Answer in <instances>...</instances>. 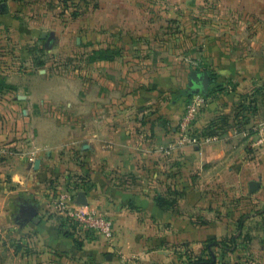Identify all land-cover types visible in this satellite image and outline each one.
<instances>
[{"label":"crops","instance_id":"0c3cea01","mask_svg":"<svg viewBox=\"0 0 264 264\" xmlns=\"http://www.w3.org/2000/svg\"><path fill=\"white\" fill-rule=\"evenodd\" d=\"M72 1L77 40L85 33L91 47L89 63L79 56L70 70L52 64L57 34L48 44L42 36L60 0H0V264H124L133 255L205 264L190 257L204 253L230 264L250 244L225 250L220 241L250 222L264 227V148L245 134L264 123V34H250L215 71L197 68L210 85L192 129L215 135L180 144L190 72L179 93L175 65L140 43L149 0ZM227 1L264 14V0ZM61 190L77 208L111 216L113 239L65 226L52 204ZM158 196L176 202L160 207Z\"/></svg>","mask_w":264,"mask_h":264},{"label":"rangeland","instance_id":"374dc122","mask_svg":"<svg viewBox=\"0 0 264 264\" xmlns=\"http://www.w3.org/2000/svg\"><path fill=\"white\" fill-rule=\"evenodd\" d=\"M50 10L51 13L56 12L60 15L58 21L45 26L47 33L57 34L55 54L50 53L52 64L67 66L70 70L77 69V65L81 63L79 56H82L88 64V55L84 53H89L91 47L89 36L80 33V39L77 40L79 34L76 21L77 4L75 5L72 0H60V5L51 7ZM253 10L255 9L232 7L227 0H189L182 4L149 0L145 4L146 23L142 29L144 34H141L143 37L140 43L152 49L159 59L172 66L175 65L171 71L177 76L180 93L185 90L186 75L192 69L203 68L215 71L223 55H241L239 46L250 37V34H264V14H257ZM38 42L35 46L31 45L37 55L44 49V41ZM185 104L186 102L183 103V111ZM263 206L258 209L264 208ZM66 219L69 223L67 226L75 228L74 225L72 227L73 221L67 217ZM247 228L245 234L241 236L238 230L231 233V236L234 235L236 238L235 242L237 239H242L249 242L250 246L245 248L246 252L237 251L233 255H228L226 260L230 264H264V227L259 226L257 221L250 222ZM149 233L152 234V231L142 232L144 235ZM85 234L89 236L91 233ZM228 238L229 236L225 239ZM231 244L229 242V245ZM202 255L210 258L206 253ZM190 257L194 261L200 256L192 254ZM183 261L184 259L182 264L185 263ZM123 262L124 264H170L168 260L160 263L152 257L144 263L136 255L126 258ZM178 262L180 264V261Z\"/></svg>","mask_w":264,"mask_h":264},{"label":"built area","instance_id":"2783aa9c","mask_svg":"<svg viewBox=\"0 0 264 264\" xmlns=\"http://www.w3.org/2000/svg\"><path fill=\"white\" fill-rule=\"evenodd\" d=\"M205 101L206 97L201 94L191 95L187 99L184 111L178 122L180 144L201 145L214 139V136L198 135L192 129V124ZM245 134L252 136L251 146L259 149L264 148V123L249 127ZM52 204L57 211L73 221L75 226L73 228L74 234L82 237V234L89 232L105 240L113 239L116 227L115 221L111 216L93 209L83 210L77 208L73 205L72 197L67 191H59L53 197Z\"/></svg>","mask_w":264,"mask_h":264},{"label":"water","instance_id":"95a60500","mask_svg":"<svg viewBox=\"0 0 264 264\" xmlns=\"http://www.w3.org/2000/svg\"><path fill=\"white\" fill-rule=\"evenodd\" d=\"M46 37V44H48L53 35L51 33H42ZM210 85V73L207 70H191L188 75L187 95L201 94L206 96L208 94ZM37 165V162L35 163ZM260 182L258 180L250 181L249 192L252 194L259 189Z\"/></svg>","mask_w":264,"mask_h":264},{"label":"trees","instance_id":"16d2710c","mask_svg":"<svg viewBox=\"0 0 264 264\" xmlns=\"http://www.w3.org/2000/svg\"><path fill=\"white\" fill-rule=\"evenodd\" d=\"M2 1V0H1ZM191 95H187V97H186V99H188L189 97H190ZM207 96V95H206ZM205 96V97H206ZM213 135H215V134H213V133H208V134H202V136H213ZM156 202H157V204L160 206V207H169V206H172L175 202H176V200L175 199H166V198H164V197H162V196H158L156 199ZM69 220H71L70 218H68ZM69 220H68V222H69ZM67 221V219L65 218L63 221H62V223L65 225V226H67V224L69 225V223H67L66 222ZM72 221V220H71ZM73 223V222H72ZM73 225L74 224H72V227H73ZM240 225L241 224H239V228H240ZM71 227V226H70ZM236 238H235V236L234 235H232L231 237H229L228 239H224V240H222V241H220L221 242V245H222V247L223 248H225V250L227 249H229L230 247H232L233 245H235L236 244V240H235ZM78 242V241H77ZM227 242V243H226ZM229 242H231L232 244L231 245H229ZM195 261V263H205V264H214L215 262H214V260H213V258L212 257H210V258H203V257H198V258H196V260H194ZM190 262V261H189ZM190 263H193V262H190Z\"/></svg>","mask_w":264,"mask_h":264}]
</instances>
